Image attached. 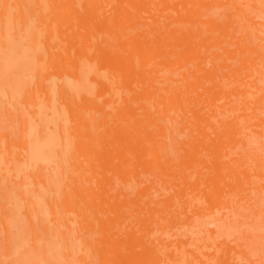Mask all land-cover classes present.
Instances as JSON below:
<instances>
[{
  "label": "bare ground",
  "instance_id": "1",
  "mask_svg": "<svg viewBox=\"0 0 264 264\" xmlns=\"http://www.w3.org/2000/svg\"><path fill=\"white\" fill-rule=\"evenodd\" d=\"M214 8H222L223 17H215ZM37 15L41 16L42 32L32 30L35 24L28 26ZM78 16L85 19L80 21ZM259 24L249 16L241 0H58L52 6H48L46 0H0V39L3 41L0 52H3L4 59L6 54V60L12 58L10 53L13 48L8 42L15 36L23 45L22 53L28 56L32 52L28 69L33 71V76L43 77L38 83L39 89L44 91L42 103L56 100L54 105L58 103V112L66 116L59 134L61 144L64 142L63 146L60 144V151L64 154L63 158L66 156V161L62 163L63 166L60 165L66 167L67 172L73 169L75 173L69 176L70 180L66 179L67 184L62 181L52 185L47 183L43 174L40 176L32 170L31 159L53 148L51 144L54 141L49 140L41 143L31 138L28 141H15L9 140L10 134L0 133V158L3 157L4 164L10 168L19 164L18 171L24 172L25 179L21 180L19 196L22 202L27 203L32 214L39 211L40 205L35 197L39 186L45 192L47 187L60 188V198L48 202V208L54 216L61 211L65 213L67 229L62 233L67 235L68 239L65 240L79 239L84 244L85 253L78 256L83 264H119L117 255L122 248L109 242V248L97 251L89 239L88 234L93 232L95 226L103 227L106 223V219L98 216L100 210L97 207H111L117 202L111 203L93 194L91 184L96 175L85 176L91 173L88 164L92 165L102 154L127 160L123 152L135 154L139 151L138 134H155L165 138L170 132L163 124L165 115L175 123L178 114L183 113L181 122L187 129H195L199 135L207 136V128L213 127L212 120L220 122V109L226 107L220 104L221 100L230 99L228 111L242 108L239 107L240 103L231 101L232 94L245 99L241 102L245 117L258 114L256 104H264V87L257 84L254 76L255 71L264 72V39L255 32ZM248 26L252 29L250 32H240L241 27ZM47 30L51 39L45 37ZM249 34H254L263 43H254ZM209 47H215L211 53ZM159 51H163L162 58L155 60V56L161 54ZM93 53H98V57H103L102 61L106 62L99 70L93 65V58L89 57ZM78 55L88 58H81L75 68H70V72L65 74V67L61 66L71 64ZM189 57H196L198 62L189 66L186 59ZM208 59L210 67L207 66ZM227 59H236L238 65L233 66ZM54 68L60 78L58 98L48 93L54 90L53 86H49L48 91L45 87L47 75ZM69 75L81 88V102L76 100L75 87L68 82ZM30 77L23 80L24 93L19 102L28 110L34 109L33 118L41 121L42 116L36 112L33 103ZM249 78H253L252 81ZM93 81L111 83L112 96L103 102L95 101L89 92ZM232 84H236L233 89ZM121 89L129 91L123 92ZM199 89L206 92L204 100L194 95ZM260 91L261 94H257ZM249 96L253 97L249 99ZM63 99L65 101L62 103ZM198 104L201 106L195 108ZM249 108L251 112L246 111ZM125 110H140L141 113L123 118L121 115ZM24 120L28 122L25 117ZM29 124L33 123H25V134ZM150 126L152 129L149 131L146 128ZM253 132L261 138L263 130L255 129ZM216 133L238 139L246 133V127L233 119L222 122ZM43 136L44 133L41 139ZM106 139L108 146L101 147L99 142ZM239 141L249 148L246 139L239 138ZM121 146L126 148L120 150ZM257 149L247 151L256 165L253 172L245 167V159L230 161L237 163L235 165L238 167V175L234 177L236 184L230 185L231 190L251 186L253 176L264 175V158ZM47 152L46 155L49 154ZM153 160L155 158L151 157L146 162L149 168ZM197 162L202 165L204 161L199 158ZM157 165L163 166L160 162ZM107 182H111L110 177ZM219 187H216L215 196L208 197L213 205L222 200ZM122 199L125 210L118 221L124 223L128 217L126 210L132 209L131 205H138V201L125 194H122ZM30 224L34 226L32 220ZM136 245L140 247L138 251ZM224 245L216 255L209 254L212 259L220 260V264H255L254 259L237 244L227 242ZM124 247L131 253L139 252L142 259L151 260L147 263L158 261L156 245L149 239L142 241L141 237L130 233ZM93 251L97 253L98 263L89 256ZM136 263L133 260L128 264Z\"/></svg>",
  "mask_w": 264,
  "mask_h": 264
},
{
  "label": "rangeland",
  "instance_id": "2",
  "mask_svg": "<svg viewBox=\"0 0 264 264\" xmlns=\"http://www.w3.org/2000/svg\"><path fill=\"white\" fill-rule=\"evenodd\" d=\"M56 2L58 0H46L48 6ZM241 2L245 3L249 16L260 23L259 29L255 32L264 39V0H241ZM213 10L215 17H223L222 8ZM77 18L80 21L85 19L84 16ZM28 26H33L32 30L35 32H42L41 16L37 15ZM251 30L249 26L241 27L240 32L247 33ZM12 35L11 37H14ZM249 36L252 37L254 43H263L254 34H249ZM15 37L8 38L9 42L7 40L13 48V52L10 53L12 58L6 60L7 54L4 59L3 52H0L2 55L0 59L1 57L3 59L0 61L2 63L0 64L2 69L0 70V133L10 134L9 140L15 141H28L30 138L36 143L54 141L51 144L53 148L46 150L49 154L46 155L45 152L44 155L39 154L40 157L37 155L39 158L35 156L36 158L31 159L33 161L32 170L39 175L43 174L47 183L57 185L64 181V184H67L66 179L70 180L69 176L75 171L72 169L67 172V168L62 167L66 156L63 158L64 154L60 151L64 142L62 141L61 144L59 134L66 116L58 112V103L56 102L57 107L54 105L56 100L51 103H42L44 91L39 89L38 83L43 77L33 76V71L28 69V64L31 65L29 62H31L30 53L32 52L28 54L29 57L24 52L22 53L23 45L20 39ZM45 37L51 39L49 30ZM2 47L3 41L0 39V48ZM209 48H211V53L215 47ZM162 54H157L155 60L162 58ZM89 57L95 61L93 65L97 70L103 67V63L106 64L102 61L103 57H98V53L90 54ZM74 58L71 64L61 66L65 67V74L70 72V68H75L81 58L87 59L88 56L78 55ZM186 59L189 66H194L198 62L196 57ZM227 60L233 66L238 65L236 59ZM210 65L208 59L207 66L210 67ZM54 70L55 68L49 71L45 87L48 91L49 86H53L54 90L48 93L55 94L57 97L60 78ZM217 71L220 70L217 68ZM28 76H31L33 103L36 112L42 116L41 121L33 118L34 109L28 110L19 102L24 93V81L29 79ZM254 76L257 84L264 87V72L255 71ZM67 79L71 83L70 86L75 87L76 100L81 102L83 99L81 88L73 81L71 75ZM252 79L249 78L250 81ZM91 85L89 92L95 101L103 102L114 92L111 83L93 81ZM235 85L232 84L231 89ZM121 91L128 92L129 90L121 89ZM257 94H261V91ZM194 95L199 100L206 98V92L204 93L201 89ZM252 97L249 96V99ZM231 98L232 102L240 103L239 107L243 108L244 104L241 103L245 100L243 97L232 94ZM45 100L48 101V99ZM64 101L65 99L61 100L62 103ZM229 101L230 99L220 101V104L226 107L220 109V122L217 119L212 120L213 127L207 128V136L199 135L195 129H187L181 122L184 117L183 113L178 114L175 123L165 115L163 124L170 131L165 138L155 134H138L136 138L139 151L135 154L123 152L127 160H121L116 155L112 158L102 154L92 162V165L88 164L91 173L85 176L96 175L91 184L93 194L107 199L108 202H117L111 207H97L100 210L98 216L106 219L105 226L97 225L93 232L88 234L93 246L97 247V251L109 248V242L113 243L112 245L122 246L121 253L117 255L119 264H128L133 260L137 261L136 264H220V260L212 259L209 254L216 255L220 247H225L224 243L228 242L243 248L254 259L255 264H264V175L253 176L251 186L236 187L234 190H231L230 186L236 184L234 177L238 175V167L235 165L237 163L230 162L232 159H245V167H249L250 172H253L256 165L251 156L247 155L248 149L258 148L257 150L264 158V104H256L258 114L245 117L242 108L234 112L228 111ZM200 106L201 104H198L195 108ZM246 111L251 112V108ZM65 112L68 114V111ZM135 113L141 112L140 110H125L121 116L129 118ZM82 114H84L83 111ZM24 117L28 122L33 123L26 127V134L24 128L25 123L28 122H25ZM233 119L245 125L246 133L239 138L246 139L249 148H245L239 138L233 139L231 136H221L216 133L222 122ZM146 129L150 131L152 126ZM255 129L263 130L261 138L253 132ZM43 133L44 138L41 139ZM108 144L107 139L99 142L101 147L108 146ZM67 147L69 150V146ZM125 148L121 146L120 150ZM10 155L13 156L11 151ZM151 157L163 166H158L153 160L152 167L149 168L147 161ZM2 158H0V264H83L78 256L85 253L84 244L79 239L75 241L70 238L72 241L70 239L67 241L65 240L68 239L67 235L62 233L67 229L65 213L61 211L54 216L48 208V202L60 198L59 187L50 185L52 188L47 187L48 190L45 192L39 186L35 197L41 207L38 206V213L32 214L27 203L22 202L19 196L21 180L25 179L24 172L18 171L19 164L10 168L4 164ZM199 158L204 161L202 165L197 162ZM108 177L111 179L110 183L107 182ZM217 186H220L219 194L222 200L217 205H213L208 201V197L215 196ZM118 193L120 196H117ZM122 194L138 201V205H131L132 209L126 210L128 217L125 218L124 223L118 221L125 210L122 206L124 201ZM100 201L101 199L98 203ZM28 215L31 217L29 218ZM30 220L33 221L34 226H31ZM130 233L141 237L142 241L149 239L155 243L157 262L155 260L147 263L151 260L142 259L139 252L138 254L131 253L132 251L124 247ZM139 248L136 245L137 251ZM96 254L93 251V254L89 255L93 262L97 261ZM98 262L99 260L96 263Z\"/></svg>",
  "mask_w": 264,
  "mask_h": 264
}]
</instances>
